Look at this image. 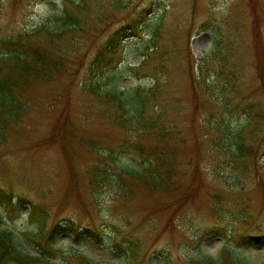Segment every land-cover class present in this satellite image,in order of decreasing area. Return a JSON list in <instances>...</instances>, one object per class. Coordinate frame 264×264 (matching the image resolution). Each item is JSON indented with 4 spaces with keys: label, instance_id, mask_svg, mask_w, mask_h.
Returning a JSON list of instances; mask_svg holds the SVG:
<instances>
[{
    "label": "rangeland",
    "instance_id": "rangeland-1",
    "mask_svg": "<svg viewBox=\"0 0 264 264\" xmlns=\"http://www.w3.org/2000/svg\"><path fill=\"white\" fill-rule=\"evenodd\" d=\"M28 33L59 68L0 131V232L56 264H264V0H0V40ZM137 86L149 134L113 122ZM135 142L175 155L169 192Z\"/></svg>",
    "mask_w": 264,
    "mask_h": 264
},
{
    "label": "trees",
    "instance_id": "trees-1",
    "mask_svg": "<svg viewBox=\"0 0 264 264\" xmlns=\"http://www.w3.org/2000/svg\"><path fill=\"white\" fill-rule=\"evenodd\" d=\"M61 26L69 29L76 25V18L70 12H65L59 17ZM65 29V30H66ZM73 29V28H72ZM43 30L40 28L39 31ZM63 31V30H62ZM49 34L53 32L49 31ZM61 31L55 34L61 35ZM32 33L23 34L16 39L0 40V131L4 129L6 122H17L21 116L26 102L22 99L26 89L34 84L37 79H48L52 76L55 69L59 68V62L54 54L49 50L38 46L30 41ZM114 37L104 46L100 55L106 57L107 54L115 53L111 50ZM154 88L148 91L142 86L133 89L116 90L108 92V96L119 101L120 108L123 110L121 119L114 118L113 122L120 128L141 131L149 134L152 125L145 123V102L154 94ZM147 125V126H146ZM242 143L239 148H242ZM132 149L144 161L142 167L130 174L135 176L151 191L169 192L172 189V179L175 178L176 157L171 155L167 148L157 146L153 149L143 148L140 143L135 142ZM95 177L104 180L109 179L107 167L98 165ZM100 172V173H97ZM128 173L122 167L120 171L111 177V182L120 185L123 174ZM34 211V210H33ZM30 213V218L37 221L34 212ZM43 232V231H41ZM41 232L37 237H41ZM54 250L56 247L51 246ZM0 264H56L45 254H29L23 252L14 242L10 232H0ZM233 264H236L233 262Z\"/></svg>",
    "mask_w": 264,
    "mask_h": 264
}]
</instances>
